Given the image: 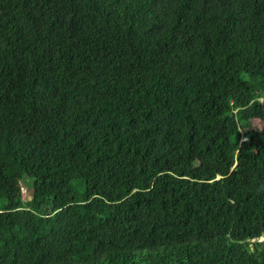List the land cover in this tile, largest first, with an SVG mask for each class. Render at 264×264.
I'll use <instances>...</instances> for the list:
<instances>
[{
  "label": "trees",
  "instance_id": "obj_1",
  "mask_svg": "<svg viewBox=\"0 0 264 264\" xmlns=\"http://www.w3.org/2000/svg\"><path fill=\"white\" fill-rule=\"evenodd\" d=\"M257 121L264 0H0V264H264Z\"/></svg>",
  "mask_w": 264,
  "mask_h": 264
},
{
  "label": "rangeland",
  "instance_id": "obj_2",
  "mask_svg": "<svg viewBox=\"0 0 264 264\" xmlns=\"http://www.w3.org/2000/svg\"><path fill=\"white\" fill-rule=\"evenodd\" d=\"M254 124L255 127L262 129L263 128V123L262 122H253L252 125ZM31 183V180H26L22 181V193H23V199L24 201H28L32 198V188L29 185ZM264 240V238H261L260 241Z\"/></svg>",
  "mask_w": 264,
  "mask_h": 264
},
{
  "label": "built area",
  "instance_id": "obj_3",
  "mask_svg": "<svg viewBox=\"0 0 264 264\" xmlns=\"http://www.w3.org/2000/svg\"><path fill=\"white\" fill-rule=\"evenodd\" d=\"M259 101H260V102H262V101H263V99H259ZM246 139H247V138H244L243 140H246Z\"/></svg>",
  "mask_w": 264,
  "mask_h": 264
}]
</instances>
